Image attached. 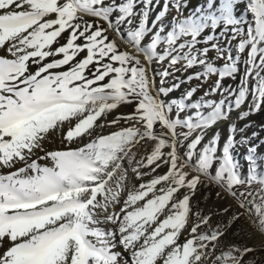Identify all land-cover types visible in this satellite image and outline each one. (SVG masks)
<instances>
[{
    "label": "snow or ice",
    "instance_id": "1",
    "mask_svg": "<svg viewBox=\"0 0 264 264\" xmlns=\"http://www.w3.org/2000/svg\"><path fill=\"white\" fill-rule=\"evenodd\" d=\"M170 2L165 36L168 3L0 0V264H264L256 149L243 172L235 125L209 137L264 108V0Z\"/></svg>",
    "mask_w": 264,
    "mask_h": 264
},
{
    "label": "bare ground",
    "instance_id": "2",
    "mask_svg": "<svg viewBox=\"0 0 264 264\" xmlns=\"http://www.w3.org/2000/svg\"><path fill=\"white\" fill-rule=\"evenodd\" d=\"M154 2L155 3L156 2H161L162 4H158L159 7L155 8L154 7ZM165 3L169 4V10L166 13V15L162 18V23H163V26H164V32L162 33V35L166 36L167 33L169 31H171L172 28L174 27V18L177 17L176 9L174 7H172V4H171L170 0H153V10L151 11V14H150V22H151V20L155 19V17L157 16V14L160 11L164 10V4ZM206 7H207V0H186V7H184V9H183V17H180V18H186V17H188L189 15H192V14H199V10L200 9H206ZM242 7H243V5H241V8ZM157 9H160V10L157 11ZM237 15H240L239 11H237ZM249 18H250V14H249ZM221 30L222 29H218L216 34L218 35ZM154 33H155V30L153 31L152 34H154ZM205 34H212V32H211L210 29H206L205 30ZM125 36H126V34H125ZM221 42L225 46H227V38H222ZM210 56H211V58H212V60H213V62L215 64V66H217V67H222L223 66L225 61L224 60L215 59V53L214 52L210 53ZM196 70L197 69H193L191 71H196ZM198 70L202 71L203 69L200 68ZM177 77H181V74H177ZM213 78L215 80L218 77L215 76ZM171 81H172V79H171ZM238 81H239V76H237V80L235 82L231 83V85L233 87H235V83H237ZM173 83H174V81H173ZM169 84H171V83L169 82ZM187 85L188 84H182L180 89H178L174 94H172L170 98H172V97L173 98L174 97L175 98H180L182 96V94L189 88ZM166 99H168V98H166ZM232 100H233V104H234V98H232ZM225 110L227 111V102H226ZM244 111H249L247 104H245ZM237 112H238L237 110L232 109V114L233 113H237ZM237 115H238L237 116V120L235 121V128H236L235 140L237 141V144H236V147L233 149L234 157L236 155L237 156H242L241 157L242 158L241 159L242 160L241 166L242 165L243 166H242L241 170L243 172H247V170H248V161H247L246 157L248 155H246L245 153L244 154H239V151H241V150H239L241 148L240 143L248 145V142H249L250 146L251 145H257V148L259 150L257 149L258 153L257 154L255 153V157H256V160H257V163H258L260 169L262 171H264V143L261 141L262 138L264 137V108H261L259 111L252 112L247 118H241L242 114H240V115L237 114ZM46 147L49 148V149H55V148L60 147L59 139L58 138L53 139L51 142L46 144ZM141 154H146V153H144L143 151H142V153H138V155H141ZM133 182L138 184L139 181H133ZM211 198H213V197H209V199H208L210 202L212 201ZM193 202L198 206L199 209H202L205 212H207L209 209H215L217 207V204L214 201L213 202L215 204H209L207 202H201V203L197 202L196 203L195 200ZM237 242H240V240H237Z\"/></svg>",
    "mask_w": 264,
    "mask_h": 264
},
{
    "label": "rangeland",
    "instance_id": "3",
    "mask_svg": "<svg viewBox=\"0 0 264 264\" xmlns=\"http://www.w3.org/2000/svg\"><path fill=\"white\" fill-rule=\"evenodd\" d=\"M158 4H162L161 2H154V7L155 8H157V7H159V5ZM160 9H157V11H159ZM177 74H181V73H177ZM176 74V75H177ZM213 77H215V76H213ZM213 77H211L210 79H211V81H214V78ZM171 84L173 83V80L171 81V79H170V81H169ZM175 82V81H174ZM234 81H232L231 79H226L225 81H224V84L225 85H231V83H233ZM195 83H197V82H193V86H194V84ZM229 83V84H228ZM188 87H190V85H187ZM206 90H208V84L206 83L205 84V86L203 87V88H201L200 89V91H198L196 94H195V97H194V99H199L201 96H203V94H204V92L206 91ZM199 97V98H198ZM181 98V97H180ZM180 98H170V99H177V100H179ZM210 98H212V99H215L216 101H219L220 99H223V97L221 96V95H219V94H215V95H213L212 97H210ZM234 98V97H233ZM245 108V105H242V107H241V109H235V106H234V104H233V107H232V109H235V110H237L238 112L237 113H233L232 114V111L230 112V119L228 120V122H218V124L216 125V126H214V131L212 132V133H210L209 134V137H211L212 135H214L215 133H219L220 134V137H221V140H220V143L221 144H223V143H225L226 142V140L228 139V137L230 136V135H232V132H231V130H230V125L229 124H234L235 125V121L237 120V114H242V112H244V108ZM125 112H127V111H129L128 109H125L124 110ZM241 112V113H240ZM235 114V115H234ZM263 143H264V137L262 138V140H261ZM240 145H241V148L239 149V150H241V151H239V154H246V155H248L249 154V148L250 147H255V149H256V154L258 153L257 151L259 150L258 148H257V145H251L250 146V144H249V142H248V145L247 144H243V143H240ZM259 146V145H258ZM260 147V146H259ZM258 149V150H257ZM142 153V152H141ZM233 155H234V153H233ZM242 156H235V158H236V160L239 162V164H240V166H241V162H242V158H241ZM243 166V165H242ZM242 166H241V169H242ZM139 183V182H138ZM215 186H213V190L212 191H206V190H201V194H199V195H197L195 198H194V200L196 201V203L198 202V203H201V202H207V203H209V204H217V207L216 208H218L221 204H227L228 203V201L227 200H219V199H217L216 198V196H215ZM206 193V194H205ZM213 197V198H211L212 199V201L210 202L208 199H209V197ZM207 200V201H206ZM209 201V202H208ZM215 203H214V202ZM215 208V209H216ZM215 217H213V222H215ZM239 238V239H238ZM231 239L233 240V241H236L237 242V240H240V237H237V236H232L231 237ZM249 243H251V241H249Z\"/></svg>",
    "mask_w": 264,
    "mask_h": 264
}]
</instances>
